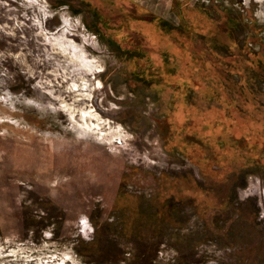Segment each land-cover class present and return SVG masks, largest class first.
I'll use <instances>...</instances> for the list:
<instances>
[{
	"label": "rangeland",
	"instance_id": "374dc122",
	"mask_svg": "<svg viewBox=\"0 0 264 264\" xmlns=\"http://www.w3.org/2000/svg\"><path fill=\"white\" fill-rule=\"evenodd\" d=\"M0 264H264V0H0Z\"/></svg>",
	"mask_w": 264,
	"mask_h": 264
}]
</instances>
